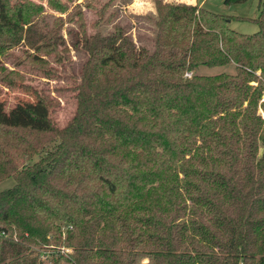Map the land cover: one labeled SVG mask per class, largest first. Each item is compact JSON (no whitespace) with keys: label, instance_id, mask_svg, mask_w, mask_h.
Returning a JSON list of instances; mask_svg holds the SVG:
<instances>
[{"label":"trees","instance_id":"trees-1","mask_svg":"<svg viewBox=\"0 0 264 264\" xmlns=\"http://www.w3.org/2000/svg\"><path fill=\"white\" fill-rule=\"evenodd\" d=\"M68 1L47 3L64 13ZM10 2L0 0V55L23 41L57 56V28L34 32L41 7ZM152 4L151 50L122 30L88 34L77 14L74 47L87 59L65 127L23 83L33 101L0 103V181H15L0 192V264H264V32L241 36L196 5ZM227 65L232 75L195 73ZM49 247L71 252L43 262Z\"/></svg>","mask_w":264,"mask_h":264},{"label":"rangeland","instance_id":"rangeland-1","mask_svg":"<svg viewBox=\"0 0 264 264\" xmlns=\"http://www.w3.org/2000/svg\"><path fill=\"white\" fill-rule=\"evenodd\" d=\"M10 1V8L16 12L19 11L22 0ZM28 1L40 6L42 11L35 22L34 32H52L53 28H57L64 45L58 47L57 56H46L35 53L34 49H29L22 41L17 46L6 50L5 55H0V103L5 105L6 111L18 103L35 99L31 91L25 92L18 86L20 85L18 83H23L43 94L51 102L50 118L56 127L63 128L71 121L76 111L75 88L80 83L79 75L87 59V54L79 50L80 31L76 22L79 12L88 34L100 32L106 35L122 30L136 46L152 49L155 31L152 0H71L67 2L69 8L64 13L53 10L47 0ZM61 1L65 2V0ZM162 1L187 3L186 0ZM223 1L196 0L194 5L199 7L197 2H202L200 8L224 17L228 29L241 36H251L259 32L260 27L254 21H262L261 26L264 22V12L261 14L258 0H244L229 5L223 4ZM29 26V24L26 25V28ZM48 40L45 41L48 42ZM29 55L40 56L46 62L48 69L52 70L51 75L47 76L44 70H38L37 66L29 61ZM195 73L202 76L232 75L234 66L227 65L212 69L200 67ZM8 80L15 81V85H8ZM38 160L37 154L27 162L33 164ZM14 185L15 181L12 178L1 180L0 192Z\"/></svg>","mask_w":264,"mask_h":264},{"label":"built area","instance_id":"built-area-1","mask_svg":"<svg viewBox=\"0 0 264 264\" xmlns=\"http://www.w3.org/2000/svg\"><path fill=\"white\" fill-rule=\"evenodd\" d=\"M185 77L189 78L190 74H184ZM252 85H255L254 83H252ZM264 102V93L261 95V98L259 100V104ZM258 104L257 107V114L259 115L260 119L262 120V122H264V113L262 112L260 106ZM57 252H55L53 247H49V248H45L43 250H41L40 252V259L43 262H47L49 261V259L52 257L53 254L58 253L61 254L63 256H67L70 254L71 250L69 248H65V247H61V248H57L56 249Z\"/></svg>","mask_w":264,"mask_h":264},{"label":"crops","instance_id":"crops-1","mask_svg":"<svg viewBox=\"0 0 264 264\" xmlns=\"http://www.w3.org/2000/svg\"><path fill=\"white\" fill-rule=\"evenodd\" d=\"M196 0H186V4H190V5H194V4H196V2H195ZM202 2H197V5L200 7L202 4H201ZM202 7V6H201ZM261 26H262V29H261ZM260 26V30L259 31H263L264 32V22H263V24ZM258 33V32H257ZM257 33H255V34H257ZM255 34H253V35H255ZM252 36V35H251Z\"/></svg>","mask_w":264,"mask_h":264}]
</instances>
